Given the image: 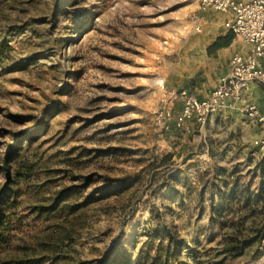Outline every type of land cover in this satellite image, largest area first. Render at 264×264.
<instances>
[{"label":"rangeland","instance_id":"1","mask_svg":"<svg viewBox=\"0 0 264 264\" xmlns=\"http://www.w3.org/2000/svg\"><path fill=\"white\" fill-rule=\"evenodd\" d=\"M197 12L0 0V264H148L166 245L167 264H264L254 130L173 122L206 46Z\"/></svg>","mask_w":264,"mask_h":264},{"label":"built area","instance_id":"2","mask_svg":"<svg viewBox=\"0 0 264 264\" xmlns=\"http://www.w3.org/2000/svg\"><path fill=\"white\" fill-rule=\"evenodd\" d=\"M195 1L198 12L211 8L230 13L224 27L242 40L249 50L248 54L235 53L231 56L228 73L219 79L206 98L200 99L186 88L175 91L180 108L172 118L185 131H189L193 123L203 125L210 115L243 103L244 92L252 82L259 84L264 97V0ZM242 114L255 120L264 130V113L255 105L244 104ZM250 145V154L261 157L264 154V133L251 140Z\"/></svg>","mask_w":264,"mask_h":264},{"label":"crops","instance_id":"3","mask_svg":"<svg viewBox=\"0 0 264 264\" xmlns=\"http://www.w3.org/2000/svg\"><path fill=\"white\" fill-rule=\"evenodd\" d=\"M194 17L196 26L200 27L198 30H201L200 35L205 41L206 46L204 47L203 53H201V60L195 62L192 70L194 73L189 77H183L175 90L186 88L191 94L193 93L198 98L203 99L209 95L219 79L228 73L231 56L235 53L241 55L248 54L249 49L242 40L234 36L224 27V22L230 17V13H221L208 8L204 12H197V16ZM229 32L233 37L227 45L214 50L209 49L217 39L224 38ZM244 104H253L259 111L264 113V97L261 94V87L256 82H252L248 85V88L244 92L243 103L236 104L234 108L226 109V111L221 112L222 115L227 114L235 121H239L244 127L250 126L255 132L254 136L250 138V140H253L261 135V133H264V130L255 120L249 119L242 114V107ZM175 105L177 113L180 108L178 98L175 101ZM176 113L174 115H176ZM245 121L248 122L249 125L245 124Z\"/></svg>","mask_w":264,"mask_h":264},{"label":"trees","instance_id":"4","mask_svg":"<svg viewBox=\"0 0 264 264\" xmlns=\"http://www.w3.org/2000/svg\"><path fill=\"white\" fill-rule=\"evenodd\" d=\"M232 34L229 32L228 34H226L225 36H224V38H219V39H217L212 45H211V47L209 48L210 50H214V49H218V48H220V47H224L225 45H227L230 41H231V39H232ZM259 158H261V161H263L264 160V154L263 155H261V157H259ZM1 170L2 171H4V176L6 177V179L8 180L9 178H10V174H9V172H8V170L7 169H5L4 167L3 168H1ZM4 185V184H3ZM5 186H7V185H5ZM5 186H2L1 187V189L0 190H2L3 191V189H4V187ZM167 237H166V240L169 242V243H171L172 245H175V241L173 240V238H172V234H170V232L169 231H167ZM167 244V243H166ZM164 250L165 251H163V256H161V255H156V256H153L152 258H150L149 259V262H148V264H167V259H166V255H168L167 253V250H169L168 249V245H166L165 247H164ZM172 254H174V250H173V247H171V251H170ZM228 252L230 253V252H232L233 254H239V252H240V248H239V246L238 245H235V244H232V245H230L229 247H228ZM169 256H170V254H169Z\"/></svg>","mask_w":264,"mask_h":264}]
</instances>
